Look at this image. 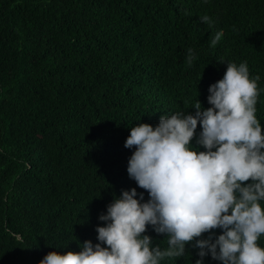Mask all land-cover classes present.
Masks as SVG:
<instances>
[{
  "label": "trees",
  "instance_id": "1",
  "mask_svg": "<svg viewBox=\"0 0 264 264\" xmlns=\"http://www.w3.org/2000/svg\"><path fill=\"white\" fill-rule=\"evenodd\" d=\"M244 62L264 133V0H0V264L99 243V216L122 191L150 198L127 173L131 127L194 115L197 100L206 110L209 86ZM143 235L167 249L151 225ZM195 243L160 264H195Z\"/></svg>",
  "mask_w": 264,
  "mask_h": 264
},
{
  "label": "clouds",
  "instance_id": "2",
  "mask_svg": "<svg viewBox=\"0 0 264 264\" xmlns=\"http://www.w3.org/2000/svg\"><path fill=\"white\" fill-rule=\"evenodd\" d=\"M202 23L209 22L207 16ZM217 32L215 45L222 37ZM189 49V63L195 58ZM257 80L250 79L247 63H228L221 80L209 86L208 103L195 114L161 116L158 125L131 127L125 148L135 146L127 173L146 190L149 200L136 199V189L122 191L99 219L95 245L85 241L78 252H49L39 264H160L185 254L193 240L201 259L210 254L222 264H264V248L257 241L264 235V133L256 117ZM197 143L189 145L197 124ZM215 149V150H213ZM151 225L164 234L168 247L152 246L143 235ZM222 234L214 241L197 239L213 229ZM101 244L105 245L104 247Z\"/></svg>",
  "mask_w": 264,
  "mask_h": 264
}]
</instances>
